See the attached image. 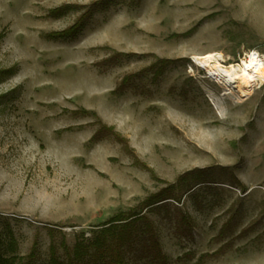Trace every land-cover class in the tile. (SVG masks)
Listing matches in <instances>:
<instances>
[{"label": "rangeland", "instance_id": "obj_1", "mask_svg": "<svg viewBox=\"0 0 264 264\" xmlns=\"http://www.w3.org/2000/svg\"><path fill=\"white\" fill-rule=\"evenodd\" d=\"M209 52L264 63V0H0V257L140 212L125 264H264V82L220 86Z\"/></svg>", "mask_w": 264, "mask_h": 264}, {"label": "trees", "instance_id": "obj_2", "mask_svg": "<svg viewBox=\"0 0 264 264\" xmlns=\"http://www.w3.org/2000/svg\"><path fill=\"white\" fill-rule=\"evenodd\" d=\"M191 175V177H190ZM196 180L198 183L207 182L205 171L197 170L180 178V182L183 184L186 177ZM179 186H171L168 189H162L161 191L149 196L144 201V206H154L158 203H165L167 200H173L175 202L180 201V194L178 191L181 189ZM194 186V185H193ZM190 186L189 189H192ZM145 217L140 215V212H132L128 214L118 213L112 217L106 223L97 226L98 229L94 233L92 239L85 242L83 235L73 246L72 251L66 250V261L60 260L57 256L55 249L50 247V257L48 264H125L124 249L131 245L137 234L135 232L139 220H143ZM143 232L147 237L145 247L149 251L154 259L159 260L157 250V239L153 235L152 225L145 223ZM10 234V240H12ZM13 244H8V249L13 250ZM33 252H30L28 259L24 260L22 257H0V264H30V257Z\"/></svg>", "mask_w": 264, "mask_h": 264}, {"label": "bare ground", "instance_id": "obj_3", "mask_svg": "<svg viewBox=\"0 0 264 264\" xmlns=\"http://www.w3.org/2000/svg\"><path fill=\"white\" fill-rule=\"evenodd\" d=\"M192 62L214 82L225 87L238 81L246 88L254 82H264V63L257 53L245 54L237 64H222V58L213 53L193 56Z\"/></svg>", "mask_w": 264, "mask_h": 264}]
</instances>
